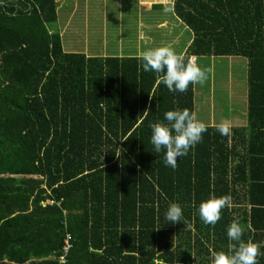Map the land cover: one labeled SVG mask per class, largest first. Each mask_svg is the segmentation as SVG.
<instances>
[{
  "label": "trees",
  "instance_id": "obj_1",
  "mask_svg": "<svg viewBox=\"0 0 264 264\" xmlns=\"http://www.w3.org/2000/svg\"><path fill=\"white\" fill-rule=\"evenodd\" d=\"M57 7L0 0V264H57L66 233L67 264H211L234 220L264 264V0H173L192 34L185 62L241 58L247 86L245 125H207L175 170L150 125L194 114V84L169 92L139 58L65 52ZM223 195L205 225L196 206ZM169 203L181 222L165 219Z\"/></svg>",
  "mask_w": 264,
  "mask_h": 264
},
{
  "label": "clouds",
  "instance_id": "obj_2",
  "mask_svg": "<svg viewBox=\"0 0 264 264\" xmlns=\"http://www.w3.org/2000/svg\"><path fill=\"white\" fill-rule=\"evenodd\" d=\"M140 67L145 72L159 74L157 84L162 83L169 92L183 93L189 84L203 83L206 72L196 63L185 62L169 46L153 47L141 51ZM164 122L150 125V143L155 153L163 151L165 166L175 170L177 160L188 154L191 148L201 142L202 134L207 131L204 123L197 120L188 109H173L164 112ZM216 130L221 136L231 134L228 123L222 122ZM231 197L223 195L202 200L196 211L205 225L215 226L221 218V210L230 204ZM165 219L170 224L181 222L182 208L177 203H169ZM226 236L231 242L227 251L213 252L211 264H259L257 257L261 255L258 245L251 240L242 239L243 229L238 221H232L227 226Z\"/></svg>",
  "mask_w": 264,
  "mask_h": 264
},
{
  "label": "crops",
  "instance_id": "obj_3",
  "mask_svg": "<svg viewBox=\"0 0 264 264\" xmlns=\"http://www.w3.org/2000/svg\"><path fill=\"white\" fill-rule=\"evenodd\" d=\"M116 2L118 3L117 12L118 14H122V0H116ZM57 5L58 16L62 15L61 17H64L62 22L63 29L61 27V32L58 33L60 34V37L65 35V39L69 45L72 41L74 43L80 42V40L77 39V33L74 28L75 25H79L80 27L83 26L86 29V26H89L93 20H98L102 22L104 27L109 20L108 12L107 16L105 14L106 9L103 8V2L100 7L95 6L94 8L89 6L85 8L87 6V0H61V3L57 1ZM172 6L173 0L129 1L128 6L126 7V12L133 14V16L131 15L127 18L132 19L133 21L128 23L123 22L121 26H117L114 34L108 33L110 37H114L116 48L113 49L111 46L110 48L108 47L110 45L108 39L104 40L103 48L101 50L94 52L91 48L92 43L85 40L84 42H81L83 48H81L79 52L84 55L88 54L85 55L86 57L139 58L140 53L143 50L159 46H169L179 55L183 56L186 48L191 42L192 34L175 17ZM105 27L107 29L108 25ZM72 34L74 35V38L72 37L73 40H70L69 37ZM104 36H106V34H104ZM126 38H128V40ZM85 50H87V52ZM65 52L78 53L77 50H72L71 47L70 49L65 50ZM103 53H106V55L100 56V54ZM90 54L95 55L90 56ZM122 54L125 56H122ZM195 63H197V58ZM245 113L246 111L241 114L240 118L235 116L230 121L223 119L222 122L228 123L230 127L244 126L246 123ZM211 124L212 123H210V125Z\"/></svg>",
  "mask_w": 264,
  "mask_h": 264
},
{
  "label": "rangeland",
  "instance_id": "obj_4",
  "mask_svg": "<svg viewBox=\"0 0 264 264\" xmlns=\"http://www.w3.org/2000/svg\"><path fill=\"white\" fill-rule=\"evenodd\" d=\"M61 3V0H57ZM132 0H122V14H118L116 0H87V6L100 7L103 2V8L106 9L105 14L108 18V27L102 25L101 21L93 20L89 26L80 27L75 25L74 28L77 33V39L80 42L74 43L73 41L67 43L65 35L61 36L63 50L70 49L77 50L78 53L82 46V41H90L92 43V49L94 52H98L103 48L104 40H108L110 46L115 49L114 37H110L108 33H115L117 26H121L123 22H132V19H128V16H133L129 12H126V7ZM102 7V6H101ZM62 15L58 16L57 21L51 25L56 32H61L63 29ZM98 19V18H94ZM73 28V27H71ZM70 28V29H71ZM73 28V29H74ZM71 31V30H70ZM106 34V36H104ZM62 35V34H61ZM72 34L69 39L73 40ZM128 40V38H126ZM107 47V48H108ZM88 50V49H87ZM87 50H85L87 52ZM83 51V50H82ZM88 55V54H85ZM95 54H90L93 56ZM98 55V54H97ZM106 53L100 54L104 56ZM118 55V54H112ZM122 56H125L122 54ZM96 57V56H95ZM202 70L206 72V79L203 83L194 84V115L198 121L204 123L205 126L218 125L223 119L232 120L235 116L240 118L241 114L246 111L247 107V86H246V62L241 58H209L199 57L196 63ZM243 124V123H242Z\"/></svg>",
  "mask_w": 264,
  "mask_h": 264
},
{
  "label": "built area",
  "instance_id": "obj_5",
  "mask_svg": "<svg viewBox=\"0 0 264 264\" xmlns=\"http://www.w3.org/2000/svg\"><path fill=\"white\" fill-rule=\"evenodd\" d=\"M189 62L195 63V58L190 57ZM46 204V203H44ZM55 202L50 201L49 205H54ZM73 248L72 237L69 233L64 235L62 246L59 250L58 256L56 257L57 264H67V256Z\"/></svg>",
  "mask_w": 264,
  "mask_h": 264
}]
</instances>
